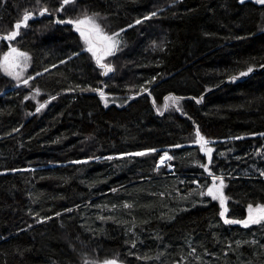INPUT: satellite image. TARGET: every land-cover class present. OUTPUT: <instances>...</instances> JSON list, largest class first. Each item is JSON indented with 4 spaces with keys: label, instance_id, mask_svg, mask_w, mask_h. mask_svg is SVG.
<instances>
[{
    "label": "trees",
    "instance_id": "16d2710c",
    "mask_svg": "<svg viewBox=\"0 0 264 264\" xmlns=\"http://www.w3.org/2000/svg\"><path fill=\"white\" fill-rule=\"evenodd\" d=\"M35 7L0 0V34ZM85 8L107 17L109 33L126 29L113 76L82 51L72 25L56 22ZM13 43L32 57L27 74H41L14 88L0 72V264H264V222L225 224L220 204L198 195L211 179L193 142L197 126L213 141L209 167L225 177L229 219L264 203V5L76 0L34 16ZM35 87L49 101L40 112L25 99ZM89 87L104 88L107 107L81 90ZM170 94L183 97L180 110L165 109ZM150 148L157 152L123 155ZM164 151L173 171L157 168Z\"/></svg>",
    "mask_w": 264,
    "mask_h": 264
},
{
    "label": "snow or ice",
    "instance_id": "6c2138e0",
    "mask_svg": "<svg viewBox=\"0 0 264 264\" xmlns=\"http://www.w3.org/2000/svg\"><path fill=\"white\" fill-rule=\"evenodd\" d=\"M76 0H59V7L50 10L48 5L43 4L42 0H35L36 7L32 10L24 9L22 13V17L15 21L12 29L8 31L6 34H0V41H7V51H4L2 55H0V71H2L4 74H6L9 77H12L18 82L23 83L24 85H28L29 81L34 79L32 76H28L27 78H24V73L26 72L27 68L30 66L32 57L28 52L22 51L19 47H16L13 45V41L16 40L17 37L21 35V29L27 28L29 26V20L33 19L34 16H44L45 14H51L52 11L55 12H63L65 11V7L67 5L75 4ZM240 3H244V0H240ZM257 4L264 5V0H256ZM157 15V12H151L148 16H145L143 19L147 20L151 17H155ZM101 19L100 13L92 12L89 13V11L85 8L82 9L81 14L78 15L75 18H68L66 20L57 19V23L60 24H68L72 25L75 29V31L79 34V37L81 38L83 42V48L82 51L91 53V57L95 60L96 65L100 69H102V75L107 76L109 73H113L115 71L114 65L111 63H106L105 59L106 57L114 56L116 52L120 51V45L121 40L120 36L121 33H123L126 29L121 28L119 31L109 33L105 30L104 27H102L101 23L99 22ZM106 19V17L104 18ZM142 23L141 19H137L135 21V24ZM129 28L133 27V25H128ZM80 53H74V55H79ZM71 59V57L69 58ZM61 63H64V61H61ZM260 67L264 68V64L260 65ZM45 71H48V69H45ZM254 71V68L252 66H249L247 68L246 72H240V76H246L248 73H251ZM41 73H37L36 75H40ZM231 80H236V76L230 77ZM155 80V77L152 78V81H147V84H151ZM79 87V86H77ZM104 87H108V85H104ZM82 91L90 90L99 93L100 98L104 101L105 107L108 105V94L104 91V88H95L92 89L89 87V89H81ZM142 92H148L149 95H151V92H149V89L147 87L141 86ZM35 93L39 94L40 89L36 88ZM139 94V93H138ZM25 99H29V97H25ZM52 100L56 99V97H51ZM183 97H178L174 95H169L168 97H165V101H171V105H175L177 110L179 109V101L182 100ZM195 99V98H193ZM203 97H201L199 100H197V103H200L202 101ZM39 106L36 108L37 112H40L41 109L45 108L49 101H45L44 103H39L37 101ZM168 103H165L164 107L167 109L170 107ZM157 111H160V109H157ZM161 114H163L161 112ZM14 131H17L14 129ZM264 135V134H262ZM235 139H241V137H236ZM193 142L197 145H199V150L206 154L208 158L207 164H201L200 167L204 168V170L208 173L209 177L211 178V183L206 184L204 187L206 188V191L201 190L198 192V195L201 197L208 196L211 197L212 200L216 201L218 200L221 205V211L219 215L224 218L225 224H242L245 227H248L249 225H256L261 224V222H264V203L260 204H251L249 203L247 205V212L248 215L245 219L237 220V219H229L226 216V212L228 211L226 207V201L228 200V197L224 194V187H225V177L223 174L216 175L212 172L209 165L212 164L213 161V151L214 149L209 147L213 141H210L207 139L199 129V126L195 129V135ZM175 147H181L180 145H175ZM157 152V149L150 148L145 149L143 151H139L136 153H126L123 155L128 156H145L149 153ZM107 159H113V157H108ZM173 159V157L169 156L168 152L165 151L164 154L160 157L159 164H164L165 161ZM75 163H81V161H76ZM159 165H157V168ZM261 175H264V172H261ZM112 191H116L115 189H112ZM163 195V193H161ZM124 207H131V205L125 204ZM66 211H72L71 209H67ZM60 213H56V216H60ZM46 219H51V217H47ZM100 219H104V217H100ZM255 243V241H253ZM133 247H135V244H133ZM192 252L195 253V249H192ZM147 258V257H145ZM85 264H121V262L117 258H106L103 261H85Z\"/></svg>",
    "mask_w": 264,
    "mask_h": 264
},
{
    "label": "rangeland",
    "instance_id": "374dc122",
    "mask_svg": "<svg viewBox=\"0 0 264 264\" xmlns=\"http://www.w3.org/2000/svg\"><path fill=\"white\" fill-rule=\"evenodd\" d=\"M73 6H75V4H72V5H67L65 8H69V7H73ZM101 16V15H100ZM105 18V16H101V19H100V23H101V25H102V27H104L105 28V30L108 32V19H107V17H106V19H104ZM1 32V31H0ZM79 35V34H78ZM81 39V38H80ZM81 42H82V40H81ZM13 43V42H12ZM82 44H83V42H82ZM13 45L14 46H16V47H18V44H15V43H13ZM117 53L118 52H116V54L114 55V56H110V57H106V59H105V62L106 63H111L112 65H114V67H115V71L113 72V73H109L108 74V76H113L114 74H116L120 69H118L117 70V68H120L121 67V64H120V66H119V58L117 59L116 58V55H117ZM90 55H91V53H89ZM30 65H31V63H30ZM30 67V66H29ZM29 67L27 68V70H26V72L24 73V78H27L28 76H32V77H35L36 76V74L35 75H28L27 74V71H28V69H29ZM117 71V72H116ZM1 73H3L2 71H0ZM4 74V73H3ZM4 75H6V74H4ZM7 76V75H6ZM9 77V76H8ZM9 78H11V80H12V87H14V88H22V87H27L28 85H29V83H28V85H24L23 83H21V82H18V81H16L15 79H13L12 77H9ZM30 82V81H29ZM35 89H36V87L35 88H33L31 91H30V93H28L27 94V97H29V99H32L33 101H35L36 102V104H37V106H39V104L37 103V101H39V103H44L45 102V100L46 99H48V98H42V92L40 91V93L39 94H36L35 93ZM169 104L171 105V102H169ZM172 106V105H171ZM44 109V108H43ZM209 147H211L212 148V146L211 145H209ZM165 152V151H164ZM164 152L161 154V156L164 154ZM169 154V153H168ZM160 156V157H161ZM159 161H160V158H159V160H158V162H157V165H159V167H162V166H166L167 167V169L168 170H170V171H173V165L170 163L171 161L170 160H167L166 159V161H165V163L164 164H159ZM203 176H209V175H206V174H202ZM211 179V178H210ZM225 182V186H226V181H224ZM225 188V187H224ZM201 190H204V191H206V188H202ZM223 191H224V189H223ZM206 196V195H205ZM211 198V197H210ZM219 204H220V202L218 201V200H216ZM227 202V201H226ZM220 207H221V205H220ZM247 215H248V212H247Z\"/></svg>",
    "mask_w": 264,
    "mask_h": 264
}]
</instances>
